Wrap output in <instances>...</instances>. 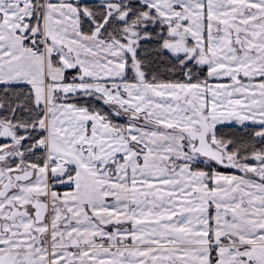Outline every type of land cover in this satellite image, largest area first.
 Listing matches in <instances>:
<instances>
[{"label":"snow or ice","instance_id":"1","mask_svg":"<svg viewBox=\"0 0 264 264\" xmlns=\"http://www.w3.org/2000/svg\"><path fill=\"white\" fill-rule=\"evenodd\" d=\"M0 264H264V0H0Z\"/></svg>","mask_w":264,"mask_h":264}]
</instances>
